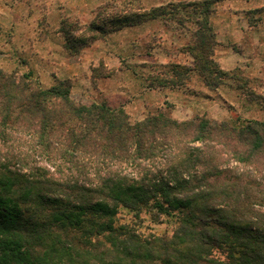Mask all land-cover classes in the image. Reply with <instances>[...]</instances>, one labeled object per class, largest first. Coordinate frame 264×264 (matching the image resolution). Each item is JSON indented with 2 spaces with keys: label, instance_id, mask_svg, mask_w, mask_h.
Returning a JSON list of instances; mask_svg holds the SVG:
<instances>
[{
  "label": "trees",
  "instance_id": "16d2710c",
  "mask_svg": "<svg viewBox=\"0 0 264 264\" xmlns=\"http://www.w3.org/2000/svg\"><path fill=\"white\" fill-rule=\"evenodd\" d=\"M218 2L115 23H193V68L175 64L174 82L194 71L210 89L228 77L246 88L214 60ZM144 215L176 229L144 234ZM0 264H264V121L132 124L122 109L74 102L64 82L45 90L0 70Z\"/></svg>",
  "mask_w": 264,
  "mask_h": 264
},
{
  "label": "rangeland",
  "instance_id": "374dc122",
  "mask_svg": "<svg viewBox=\"0 0 264 264\" xmlns=\"http://www.w3.org/2000/svg\"><path fill=\"white\" fill-rule=\"evenodd\" d=\"M195 1L204 0H0V70L22 82L38 83L45 90L64 82L74 102L122 109L132 124L158 114L178 122L205 119L215 125L230 120L264 121V52L257 56L262 72L252 77L248 67L257 51L245 31L259 33L264 27V12L249 14L264 7V0H245L249 4L243 2L242 8L241 2L219 0L210 16L217 34L213 19L233 10L232 6L239 10L237 27L244 43L227 47L217 41L214 60L223 69L224 60L243 59V68L230 73L240 70L250 80L246 88L228 77L221 86L210 89L194 71L174 82L170 71L175 64L186 66V57L179 53L189 55L186 47L195 29L193 23L181 27L169 19L144 29L115 23L133 12ZM92 25L102 26V32ZM159 55L171 60L164 63ZM138 229L144 234L171 235L176 225L144 215Z\"/></svg>",
  "mask_w": 264,
  "mask_h": 264
},
{
  "label": "crops",
  "instance_id": "0c3cea01",
  "mask_svg": "<svg viewBox=\"0 0 264 264\" xmlns=\"http://www.w3.org/2000/svg\"><path fill=\"white\" fill-rule=\"evenodd\" d=\"M182 1H187V0H182ZM234 1L238 2V3L241 2V5H240L241 8L243 6L242 5L243 2L246 4H249V2H247L245 0H234ZM232 9L233 10L230 9L228 13L219 14L217 18L213 19L214 24L219 28V32L216 34L217 41L219 43L226 45L227 47L230 46V44H235V45L239 46L240 44L244 43L242 37H240L239 32H241V31L237 27L238 26L237 24L239 21V18L237 16L239 14L238 13L239 10L234 11V6H232ZM219 17H221V18H219ZM241 22L243 23V21H241ZM161 23H162L161 20H156V21H151V22L145 23L143 25L130 26V27H131V29H138V28L144 29L146 27L149 28L150 25H155V24H159V26H160ZM161 29L163 32H165L164 29H166V28L161 27ZM245 31H247L248 36H250L249 38H251V41L253 42V46L256 49L254 51H257L255 53V56H254L255 60L252 62V64H251L252 66L248 67L249 71L248 70L247 71L252 77H257L262 72V70H261L262 67L260 68L261 59L257 58V56H259L260 53L264 52V27L260 28L259 33H258V31L252 32L251 30H249V28H246ZM147 32H150V30ZM242 47H244V46H242ZM155 51H157V50H154L153 52H155ZM249 52L250 51L248 50L247 53H249ZM179 55L186 57L184 60V65H186L188 67H193V59L191 58L190 55L187 54L188 56H186V54H184L183 52H180ZM159 57H160L161 61H163L164 63H168V61L171 60L170 58H167L166 55H165V58H163L162 55H159ZM242 60L243 59H241L240 57L235 58L230 63H229V61L224 60L223 69L230 71L231 69H234L236 67L243 68L242 67L243 65H241ZM230 64H231V66H229Z\"/></svg>",
  "mask_w": 264,
  "mask_h": 264
}]
</instances>
